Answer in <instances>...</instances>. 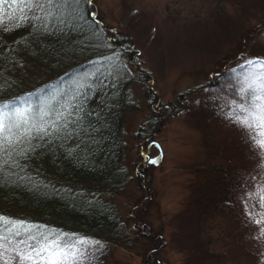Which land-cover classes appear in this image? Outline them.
<instances>
[{
  "label": "rangeland",
  "instance_id": "1",
  "mask_svg": "<svg viewBox=\"0 0 264 264\" xmlns=\"http://www.w3.org/2000/svg\"><path fill=\"white\" fill-rule=\"evenodd\" d=\"M88 1L106 33L129 42V90L139 103L121 134L128 177L102 197L121 233H44L19 246L0 239V264H201L221 236L232 252L226 264H264V184L256 197L238 199L234 233L237 215L209 222L214 211L203 212L200 192L217 179L208 172L217 152L242 153L250 168L264 159V0H208L189 18L164 10L167 1L189 9L178 0ZM13 113H0V123ZM155 114L150 135L145 123ZM247 217L256 222L253 242Z\"/></svg>",
  "mask_w": 264,
  "mask_h": 264
},
{
  "label": "trees",
  "instance_id": "2",
  "mask_svg": "<svg viewBox=\"0 0 264 264\" xmlns=\"http://www.w3.org/2000/svg\"><path fill=\"white\" fill-rule=\"evenodd\" d=\"M207 1L178 0L184 10L167 1L164 10L189 18ZM128 43L106 33L88 0H0V113L14 111L0 123V239L10 246L44 233H121L113 205L102 197L128 177L121 134L127 113L139 106L129 90L135 75ZM157 123L156 114L147 120L148 134ZM222 154L208 170L216 181L200 185L203 212L214 211L209 222L235 213L234 233L242 221L235 204L261 192L258 161L264 159L250 168L242 153L234 159ZM246 220L253 242L256 222ZM219 228L223 235L225 225ZM227 239L209 243L214 246L204 250L209 259L201 264H226L232 254Z\"/></svg>",
  "mask_w": 264,
  "mask_h": 264
}]
</instances>
